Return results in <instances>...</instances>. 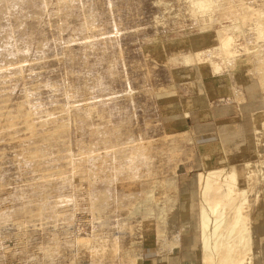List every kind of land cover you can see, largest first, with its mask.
Instances as JSON below:
<instances>
[{"label":"rangeland","instance_id":"rangeland-1","mask_svg":"<svg viewBox=\"0 0 264 264\" xmlns=\"http://www.w3.org/2000/svg\"><path fill=\"white\" fill-rule=\"evenodd\" d=\"M231 75L244 91L254 85L246 103L259 113L226 141L222 166L235 163L209 185L212 198L215 185L229 193L199 235L206 255L236 195L223 233L251 242L242 264H264V0H0V264H81L80 247L105 220L114 255L143 222L136 264L160 252L176 204L182 229L181 190L202 192L198 171L185 174L195 145L179 132L182 103L224 104L197 84ZM161 183L166 196L147 203ZM133 203L136 213H120Z\"/></svg>","mask_w":264,"mask_h":264},{"label":"crops","instance_id":"crops-1","mask_svg":"<svg viewBox=\"0 0 264 264\" xmlns=\"http://www.w3.org/2000/svg\"><path fill=\"white\" fill-rule=\"evenodd\" d=\"M237 74V73H236ZM241 81L240 87L243 89V98L242 100L234 99V94H236V89L234 85V81ZM192 82V80H190ZM215 83H211L209 85L204 83H195L192 85L193 96H196L195 91L196 85L200 86V90L202 93L207 94L210 99V103L213 99L219 100H228L225 101L224 104H218L216 107L210 104L203 105L202 103H206L205 101H201L199 99L198 106V98L189 103H182L184 106L182 107V122L178 123L182 124L183 129L179 130V132L188 133L191 135V138L194 142L195 148L192 158L188 161H183L185 166V174L191 173V171H198L199 182L202 185V192L200 190L193 189L189 186L188 189L181 190V213L186 215L184 217L183 226L181 229L180 222V230L181 234L178 239V243L173 248L166 249L165 244L168 245L169 239L161 237L158 239V243L155 245L156 249L160 252L153 250L151 247L147 249L148 251L143 254L141 261L138 264H205L206 255L205 249L203 247V236L200 238V233H202V223L203 217L205 214L212 213L215 211L220 204L225 203L227 194L229 190L226 186L223 189L222 186L216 187V193L219 194L218 197H211L212 192L210 187V181L212 175L215 176V171H227V165L230 167V164L235 163L232 158L229 157V160L226 161L227 165L222 166L223 162H225V152L227 151V143L226 141H233L235 135H239L245 133L243 131L244 128L252 125L255 120L256 115L259 113L258 111H251L249 107L251 106L246 102V95L258 96L256 92L252 90V86L250 85L248 88L246 86L245 92L244 86L246 83L244 79L240 75H235L234 77L231 75L229 77L225 76L220 79L214 78ZM243 81V83H242ZM243 84V85H242ZM189 86H191L189 84ZM199 90V91H200ZM188 93V92H187ZM246 93V94H245ZM190 96V95H188ZM200 96V95H197ZM237 97L241 98L240 89H237ZM251 99V98H250ZM201 101V102H200ZM247 104V105H246ZM220 119H229L228 122L222 123ZM247 119H250L247 120ZM246 120L248 122H246ZM161 129L163 133H167L165 128L163 127L162 121ZM222 124L225 127L228 126V133L222 132L220 127ZM247 124V125H246ZM206 125H213V127L208 128ZM250 131L248 133H252L254 129L250 126ZM253 130V131H252ZM226 138V140H225ZM225 144H224V142ZM235 143V142H233ZM182 164V163H181ZM219 165V166H218ZM223 174V173H221ZM187 176V175H186ZM202 176L204 178L202 179ZM164 180L161 179L160 182ZM187 181V180H186ZM163 186V191L161 197L166 196V188ZM177 187V183H176ZM208 208L210 211H208ZM158 227L155 226L157 230ZM177 241V240H176ZM167 242V243H166ZM164 250V252H161Z\"/></svg>","mask_w":264,"mask_h":264},{"label":"bare ground","instance_id":"bare-ground-1","mask_svg":"<svg viewBox=\"0 0 264 264\" xmlns=\"http://www.w3.org/2000/svg\"><path fill=\"white\" fill-rule=\"evenodd\" d=\"M99 111L94 112V109H90V116L93 118V115L104 118L106 121H110L108 119V114L105 112L104 109L97 108ZM95 117V116H94ZM164 127V126H163ZM167 134V133H164ZM264 149V147L262 148ZM233 179L237 181L239 184V176L236 172L232 173ZM244 176V175H243ZM242 179V178H241ZM242 183V182H241ZM241 189H237L239 191L244 190L245 187L239 184ZM163 186H159L156 190V193L152 194L147 200V203H151L153 200H157L159 195H162ZM234 191V190H233ZM235 192V191H234ZM233 192V193H234ZM242 192V191H241ZM238 193V192H237ZM238 197L235 195L226 208L218 212L217 214V222H216V233L215 237L209 246L206 249V256L211 264H242L243 261L247 259V255L250 254L253 250L252 244L249 241L247 245H243L242 243L237 244L234 240H229L227 236L223 233L225 230V224L228 220V213L232 212L236 209ZM175 206V218H173V213L168 216L169 222H171L170 226L168 227V237L167 235L164 238L170 239L174 235L179 234L180 232V224L178 216L180 213L177 210V206ZM140 207V206H139ZM229 207V209H227ZM139 210L136 203L129 205L128 207L124 208L120 213L124 214L125 217H130L134 213ZM205 222L206 219H203ZM203 222V223H204ZM106 220L104 223H101L102 230L97 233L91 235L89 242L87 245L80 247L79 249V256H80V263L81 264H136L139 257L136 256L137 249H141L143 242L145 241L144 235V222L136 226L135 235L132 237H127V241L125 246L117 252V254H113L114 252V236L115 233L113 231L107 230L105 226ZM258 229V228H257ZM247 227H243L242 235L246 233ZM226 237V240L223 241L222 239ZM203 242L206 243V237L203 238ZM139 247V248H138ZM144 248V247H143ZM140 251V250H139ZM136 258V259H135ZM249 258V257H248Z\"/></svg>","mask_w":264,"mask_h":264}]
</instances>
